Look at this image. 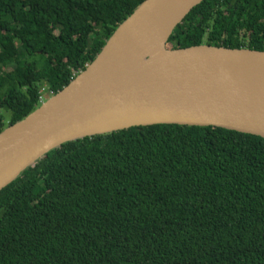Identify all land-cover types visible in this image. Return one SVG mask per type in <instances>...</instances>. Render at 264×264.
Returning a JSON list of instances; mask_svg holds the SVG:
<instances>
[{"label":"trees","instance_id":"16d2710c","mask_svg":"<svg viewBox=\"0 0 264 264\" xmlns=\"http://www.w3.org/2000/svg\"><path fill=\"white\" fill-rule=\"evenodd\" d=\"M143 1L0 0V133ZM200 45L264 51V0L202 1L166 48ZM0 264H264V138L153 125L67 142L0 191Z\"/></svg>","mask_w":264,"mask_h":264},{"label":"water","instance_id":"95a60500","mask_svg":"<svg viewBox=\"0 0 264 264\" xmlns=\"http://www.w3.org/2000/svg\"><path fill=\"white\" fill-rule=\"evenodd\" d=\"M204 0H145L62 90L0 133V191L67 142L134 127H217L264 138V51L167 49Z\"/></svg>","mask_w":264,"mask_h":264},{"label":"rangeland","instance_id":"374dc122","mask_svg":"<svg viewBox=\"0 0 264 264\" xmlns=\"http://www.w3.org/2000/svg\"><path fill=\"white\" fill-rule=\"evenodd\" d=\"M42 89H44V88L42 87ZM42 93H43V99H44V101H46L49 97L46 96V92H45V91H43ZM1 115L3 116V121H4L5 123H6V122L9 120V118H10V112H8V111H4V110H2V111H1Z\"/></svg>","mask_w":264,"mask_h":264},{"label":"built area","instance_id":"2783aa9c","mask_svg":"<svg viewBox=\"0 0 264 264\" xmlns=\"http://www.w3.org/2000/svg\"><path fill=\"white\" fill-rule=\"evenodd\" d=\"M43 103V102H42Z\"/></svg>","mask_w":264,"mask_h":264}]
</instances>
